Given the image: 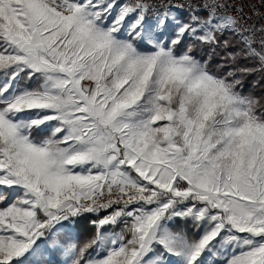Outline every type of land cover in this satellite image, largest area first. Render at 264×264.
<instances>
[{"label": "snow or ice", "instance_id": "1", "mask_svg": "<svg viewBox=\"0 0 264 264\" xmlns=\"http://www.w3.org/2000/svg\"><path fill=\"white\" fill-rule=\"evenodd\" d=\"M247 7L0 0V264H264V96L243 90L264 0ZM221 44L215 66L195 54Z\"/></svg>", "mask_w": 264, "mask_h": 264}, {"label": "trees", "instance_id": "2", "mask_svg": "<svg viewBox=\"0 0 264 264\" xmlns=\"http://www.w3.org/2000/svg\"><path fill=\"white\" fill-rule=\"evenodd\" d=\"M224 38H222L223 40ZM231 48H224L223 44L221 47L216 49V52L213 53L209 49H197L195 54L198 57H203L208 59L211 57V64L215 66L217 63L222 61V58L227 56V53L231 51ZM243 90L245 93H253L256 96H264V74L254 73L244 79ZM94 232L89 221H85L82 225V238L89 237Z\"/></svg>", "mask_w": 264, "mask_h": 264}, {"label": "built area", "instance_id": "3", "mask_svg": "<svg viewBox=\"0 0 264 264\" xmlns=\"http://www.w3.org/2000/svg\"><path fill=\"white\" fill-rule=\"evenodd\" d=\"M238 2H239V0H238ZM245 11L249 12V14H250V9L247 7V0H245Z\"/></svg>", "mask_w": 264, "mask_h": 264}]
</instances>
